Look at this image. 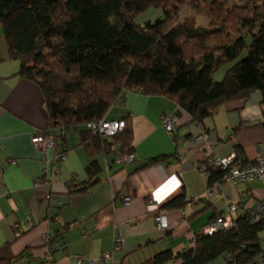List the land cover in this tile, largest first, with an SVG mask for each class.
<instances>
[{
	"label": "crops",
	"instance_id": "crops-1",
	"mask_svg": "<svg viewBox=\"0 0 264 264\" xmlns=\"http://www.w3.org/2000/svg\"><path fill=\"white\" fill-rule=\"evenodd\" d=\"M2 41L0 27V260L11 264H76L75 256L95 258L109 251L118 230L123 242L114 260L145 264L159 252L175 255L193 248L195 235L214 216L226 214L227 205H237L234 218L264 196L263 179L223 181L213 196L207 197V176L199 171V164L211 156L240 151L243 158L252 159L264 150L259 91L219 105L201 125L191 122L172 98L126 92L109 109L106 119L128 118L134 160L116 164L115 152L120 146L114 144L110 154L95 156L101 166L98 182L86 192H69V186L77 187L87 179V149L75 129L68 128L62 137L59 129L51 128L39 86L14 75L19 62L8 58ZM174 113L177 126L170 134L162 117ZM253 123L258 125L235 132L237 126ZM46 130L55 135L57 146L39 151L31 137ZM199 132L203 138L196 139ZM61 150L65 153L62 161L56 158ZM160 155L168 159L142 167L146 160ZM179 194L192 200V206L161 208ZM123 196H130L128 205L123 204ZM159 211L166 215V232L155 225L154 216ZM44 236L67 242L49 261L42 260ZM261 236L264 239V232ZM229 260L219 255L206 264H236ZM164 264H179V260L173 257Z\"/></svg>",
	"mask_w": 264,
	"mask_h": 264
},
{
	"label": "trees",
	"instance_id": "trees-1",
	"mask_svg": "<svg viewBox=\"0 0 264 264\" xmlns=\"http://www.w3.org/2000/svg\"><path fill=\"white\" fill-rule=\"evenodd\" d=\"M185 6L207 7L209 25L180 23ZM148 7L163 15L135 23ZM0 27L8 58L19 62L14 75L39 86L51 128L75 129L87 149V179L69 186V192H86L98 182L101 166L95 156L110 154L114 144L134 155L128 118L123 131L107 139L86 126L105 119L129 91L172 98L197 125L219 105L259 91L264 129V0H0ZM231 62L223 79L215 81L213 73ZM257 125L241 124L235 132ZM166 159L156 156L142 167ZM204 163L208 188L221 183L222 172L206 160L199 166ZM188 203L193 201L179 194L161 208L184 209ZM262 232L264 219L250 223L243 213L229 228L196 234L193 248L175 255L162 251L145 264L173 257L179 264H206L219 255L243 264L264 245Z\"/></svg>",
	"mask_w": 264,
	"mask_h": 264
},
{
	"label": "built area",
	"instance_id": "built-area-1",
	"mask_svg": "<svg viewBox=\"0 0 264 264\" xmlns=\"http://www.w3.org/2000/svg\"><path fill=\"white\" fill-rule=\"evenodd\" d=\"M162 123L165 130L172 134L174 128L177 126V120L175 113L164 115L162 117ZM87 128L91 129L93 132L98 133L102 138H112L113 136L121 133L125 128V120L123 119H97L89 121L86 123ZM60 135L65 137L67 134V129H60ZM196 139L203 138L202 132H199L195 136ZM31 142L33 146L39 151H46L47 149H55L57 146V139L54 134L49 130L34 132L31 137ZM56 158L62 161L65 158V153H57ZM134 160L133 154H128L123 150H117L115 153L114 162L118 165L126 164ZM13 161L9 159V162ZM206 163L211 166L214 170L222 172L221 181H231L236 183H251L255 181H260L264 179V150H259L252 159H245L243 157L236 156L235 152L224 156L216 157L211 156L206 159ZM206 169V164L199 166V171L204 174ZM38 181H35L34 185H37ZM218 183L214 184L212 187L207 188L206 196L212 197L213 193L216 191ZM123 204L128 205L131 201L130 196H123ZM152 199H148V203L151 204ZM187 205L192 206V203ZM227 213L217 216L215 219L211 220L205 224L202 228V234L211 235L212 233L226 229L232 226L233 216L237 211V205L231 203L226 206ZM247 219L250 223L258 222L264 219V196L256 200L246 211ZM154 221L157 229L161 232H166L169 229L166 215L159 211L154 216ZM46 252L42 256V260L49 261L52 257L54 251H61L66 248L67 242L65 240L53 239L50 236H44L43 240ZM123 242V236L118 231H114L112 239V248L100 254L95 258H84L82 256H75L76 264H99L104 261L110 260L113 264H121L114 260V253L119 250L121 243ZM195 242V239H193ZM243 264H264V245L262 248L249 260Z\"/></svg>",
	"mask_w": 264,
	"mask_h": 264
},
{
	"label": "rangeland",
	"instance_id": "rangeland-1",
	"mask_svg": "<svg viewBox=\"0 0 264 264\" xmlns=\"http://www.w3.org/2000/svg\"><path fill=\"white\" fill-rule=\"evenodd\" d=\"M207 12V7H203L202 10H197V9H193L190 6H185L183 7V9L180 12L179 15V22L180 23H192L194 22L195 26H208L210 23V19L208 17V15L206 14ZM163 15L162 10L155 8V7H148L145 10H143L142 12H140L135 18V23L137 24H143L144 22H146L147 20H154L156 18H159ZM245 31V30H244ZM243 31V32H244ZM251 38L248 37L247 38V42H250ZM4 41V37H3V41ZM4 46V45H3ZM246 54V50L243 51L239 58L243 57ZM238 58V59H239ZM10 60H15V59H10ZM18 61V60H15ZM232 65L231 64H225V65H221L214 73H213V79L215 81H221L224 77V74L226 72V70L228 69V67ZM113 108V107H112ZM111 108V109H112Z\"/></svg>",
	"mask_w": 264,
	"mask_h": 264
}]
</instances>
